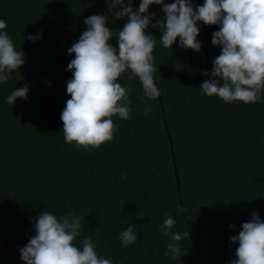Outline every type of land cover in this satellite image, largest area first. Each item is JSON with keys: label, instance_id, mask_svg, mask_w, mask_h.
<instances>
[{"label": "trees", "instance_id": "trees-1", "mask_svg": "<svg viewBox=\"0 0 264 264\" xmlns=\"http://www.w3.org/2000/svg\"><path fill=\"white\" fill-rule=\"evenodd\" d=\"M140 2L132 0L134 9ZM149 11L152 23L163 17L159 5ZM96 14L110 17L113 32L127 22L113 18L107 0H0L5 31L26 58L0 83V264H24L19 249L45 209L85 216L74 243L90 237L113 264H230L238 247L230 237L254 212L264 220V93L249 104L201 94L211 79L204 71L211 73L221 52L211 44L217 25L200 23V52L180 48L179 38L165 49L159 29L149 26L160 97L138 100L139 79L124 74L117 82L130 89V119L113 117L118 131L99 150L76 149L65 142L60 119L71 98L67 65L74 54L67 50L86 30L84 19ZM41 32L36 42L25 39ZM109 43L118 47L115 38ZM26 84L27 100L9 105L7 96ZM167 215L176 220L173 232L189 233L180 259L164 256L169 237L160 226ZM130 223L138 238L125 248L119 234Z\"/></svg>", "mask_w": 264, "mask_h": 264}, {"label": "clouds", "instance_id": "clouds-1", "mask_svg": "<svg viewBox=\"0 0 264 264\" xmlns=\"http://www.w3.org/2000/svg\"><path fill=\"white\" fill-rule=\"evenodd\" d=\"M108 10L114 19L127 18L121 30L113 32L106 26L110 17L96 14L84 19L86 30L78 41L68 48L74 58L67 71L72 78L66 82V92L71 97L65 102L60 119L63 136L67 144L76 149L99 150L103 144L113 140L119 125L113 117L130 119L131 101L129 88L120 82L124 74L128 80L138 78L143 94L140 101H155L161 93L154 80L157 68L153 50L156 36L146 30L151 26L159 29V41L165 49L171 48L179 38V47L200 52L202 43L197 39L200 23L217 25L211 44L221 48L214 58L210 75L199 86L202 95L219 97L225 103H256L264 93V0H204L195 4L193 0H141L134 9L132 0H107ZM159 5L163 17L152 23L155 13L150 6ZM7 23L0 19V83H7L10 74L19 71L25 63L23 51L15 49L13 40L5 31ZM29 35L25 39L36 42L42 39ZM115 38L118 47L110 40ZM29 86L15 88L7 103L13 105L17 98L27 100ZM147 107L145 115L151 112ZM127 173H122V179ZM182 210V209H181ZM84 217L68 212L59 217L46 209L35 221V235L20 248V259L24 264H113L110 259L99 256L96 243L84 238L78 246L74 241L84 229ZM176 220L167 215L160 226V234L169 237L164 256L173 260L187 255L180 242L189 238L173 232ZM235 225H229L234 229ZM137 226L130 223L119 234L120 243L127 248L137 243ZM95 230H98L95 229ZM237 244L236 259L230 264H264V220L255 212L244 222L238 235L230 237Z\"/></svg>", "mask_w": 264, "mask_h": 264}]
</instances>
